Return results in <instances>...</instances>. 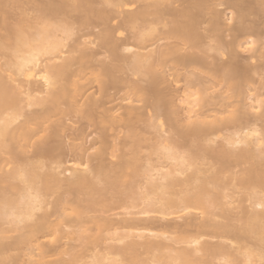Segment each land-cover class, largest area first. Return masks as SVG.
<instances>
[{"label": "bare ground", "instance_id": "bare-ground-1", "mask_svg": "<svg viewBox=\"0 0 264 264\" xmlns=\"http://www.w3.org/2000/svg\"><path fill=\"white\" fill-rule=\"evenodd\" d=\"M258 262L264 0H0V264Z\"/></svg>", "mask_w": 264, "mask_h": 264}, {"label": "rangeland", "instance_id": "rangeland-1", "mask_svg": "<svg viewBox=\"0 0 264 264\" xmlns=\"http://www.w3.org/2000/svg\"><path fill=\"white\" fill-rule=\"evenodd\" d=\"M15 11V10H14ZM14 11H13V13H14ZM15 14H16V16L14 17V15L12 16V17H14V19H12V20H15V19H18V15H19V10L18 9H16V11H15ZM18 16V17H17ZM14 22V21H13ZM124 34H125V32H124ZM79 140H76V141H74V143H77ZM86 145V144H85ZM91 151V150H90ZM144 151V150H143ZM66 174H68V173H66ZM111 214H113V213H115V211L114 212H110ZM110 213H107V214H110ZM98 214V213H97ZM105 214H103V216H104ZM71 226H73V227H71ZM69 228H66L69 232H70V234H68V238H67V242L69 243V245H70V243L74 246H72L73 248H74V250L76 251V253L78 252L79 253V251H81V253H82V256L84 255V251H86V249L88 248V250L89 249H91V247H90V245H89V243H90V241L92 240V237H94L96 234V232H95V228H96V225L94 224L93 225V222L91 223H86V224H84V225H80L79 227L78 226H74L73 224L71 225ZM87 227H89L90 229H88ZM73 230H74V232H73ZM77 232H76V231ZM95 232V233H94ZM92 234H93V236H92ZM88 236V237H87ZM101 245H103V244H101ZM101 245H99V247H100V249H103V248H101ZM86 246H88V247H86ZM90 247V248H89ZM98 247V246H97ZM96 247V248H97ZM98 247V248H99ZM71 248V247H70ZM96 248H94V249H92V250H95ZM97 248V249H98ZM84 249V251L82 252V250ZM96 249V250H97ZM70 252L72 251V252H74L75 253V251H73V249H70L69 250ZM71 252V253H72ZM87 253H88V255L90 254V252L89 251H86ZM75 253V254H76ZM86 254V253H85ZM87 255V254H86ZM86 255H84V256H86ZM83 256V257H84ZM255 264V263H254ZM257 264H260V262H258Z\"/></svg>", "mask_w": 264, "mask_h": 264}]
</instances>
